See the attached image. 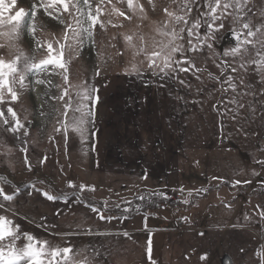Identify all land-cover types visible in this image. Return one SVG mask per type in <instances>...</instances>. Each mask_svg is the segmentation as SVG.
Wrapping results in <instances>:
<instances>
[{"label": "rangeland", "instance_id": "rangeland-1", "mask_svg": "<svg viewBox=\"0 0 264 264\" xmlns=\"http://www.w3.org/2000/svg\"><path fill=\"white\" fill-rule=\"evenodd\" d=\"M91 2L95 9L99 0ZM34 3L38 0H17V7L28 11ZM137 3L144 6L143 14L128 10L126 0L120 3L104 0L101 20L105 21L106 30L97 26L95 45L85 40L78 54L71 56V83L98 89L99 100L93 109L95 122L88 126L89 134L84 141L70 131L65 145L55 131L63 119L64 108L63 101L53 97L59 96L63 87H68L61 76L44 74L41 78L50 80L51 84H36L42 90L40 106L33 93L36 86L33 77H29L33 83L28 88L21 90L17 86L19 99L12 107L28 135L16 139L15 134L0 128V177L4 178L0 180V187L15 195L13 201L5 202V207L9 203L13 205L6 215L20 226L21 232L40 240L70 243L73 253L83 250V255L77 258L86 257L90 264H151L146 252L149 238L155 264H198L199 232L207 225L232 226L224 233L237 246L235 252L244 249L237 238H245L253 251L252 264H261L257 253L264 249V219L259 215L264 210V166L257 161H264V95H259L261 85L256 73L249 69L245 74L234 62L239 57L223 55L237 46L232 30L240 25L233 23L231 16L224 19V28L214 33L215 39H211L210 33L212 49L204 46L197 52L187 53L196 68L178 73L179 79L162 78L163 74L153 75L146 68L142 54L135 53L144 44L150 52L155 41L170 39L160 35L164 25L173 26L163 9L179 12V0L176 3L152 0L151 5L148 0H137ZM193 3L191 16L205 10L203 0L200 3L193 0ZM113 5L131 19L116 15L111 11ZM248 8L251 11L245 9V19H251L256 25L264 22L260 15L264 11V0H249ZM55 15H59V19L44 14L42 9L36 14V39L54 41L63 36L66 24L74 23L68 13ZM5 31L0 25V42L7 44ZM207 31L200 29L202 39ZM127 36L133 37L134 47L127 43ZM11 43L14 50L35 62L45 54L44 49L36 50L30 34ZM256 47L264 55V49ZM68 58L66 48L65 59ZM177 58H180L179 53ZM225 62L239 70L232 72L226 67L222 75L217 65L223 67ZM133 65L140 69L139 74L130 71ZM228 75L234 77L238 91L258 93L244 97L245 107L236 119L232 118L233 112L223 115L225 107L221 102H226L231 93H224L220 82ZM241 75H245V82H250L253 89L239 85ZM69 92L75 96L76 89L69 87ZM249 104L255 107L251 118ZM227 107L235 108V105ZM92 131L96 133L94 137L90 134ZM22 148H27L26 161ZM44 157L46 161L41 162ZM145 175L147 179H142ZM236 180L241 183L234 187ZM69 181L77 185L78 191L80 185L94 186L96 191L85 190L80 194L81 200L97 206L108 201L109 209L113 203L124 207L125 200L141 195L147 198L152 193L167 194L171 189L182 190L185 197L175 209L171 208L174 205L158 211L148 208L134 218L124 213L126 219L107 222L95 218L85 203L74 199L67 203L48 201L41 195L48 192L57 196L58 191L61 192L59 187H68ZM65 191L68 190L65 188ZM118 212L113 210L112 214ZM155 213L157 218L154 219ZM108 214L106 211L105 215ZM178 219L183 221V231H177ZM86 227L92 229V234L83 233ZM68 232L79 234L55 235ZM23 242L22 239L19 243ZM226 248L223 241L219 252ZM205 253L214 254L210 241ZM212 262L220 264L215 257Z\"/></svg>", "mask_w": 264, "mask_h": 264}, {"label": "snow or ice", "instance_id": "snow-or-ice-1", "mask_svg": "<svg viewBox=\"0 0 264 264\" xmlns=\"http://www.w3.org/2000/svg\"><path fill=\"white\" fill-rule=\"evenodd\" d=\"M117 2H124V0H117ZM176 2L177 0H173V3ZM196 2L200 3V0H196ZM103 3L104 0H99L95 9H93L91 0H82V4L81 0H38V3H34L26 11L23 7H17V0H10V3L0 0V25L6 29L5 35L9 40L7 44L0 42V128H3L5 132L15 134L16 139H22V136L28 135V130L12 107V104L19 99L17 86L21 90L28 88L33 83L32 80H29V77L34 78L35 84L50 85V80H45L41 77L44 74L48 76L59 75L62 77L63 84L68 87H63L61 94L53 97V99L63 101L64 108L61 113L63 119L59 121L60 126L55 131L61 135L65 145H67L70 131L77 134L81 141H84L89 134L88 126L94 125L95 122L93 109L99 100L98 89L85 87L84 85H73L69 77V64L71 56L78 54L85 40L95 45L94 35L97 26L101 30H106V23L101 20ZM109 3H111V0H109ZM148 3L151 5L152 0H148ZM248 3L249 0H203L202 7L205 10L200 11L197 16H191L194 7L193 0H179V12L169 11L167 7L163 9L170 18L169 23L173 26L169 28L167 24L164 25L160 30V35L170 37V39L167 41H155L150 52L147 50L146 44H144L135 54H142L145 57V66L153 75L163 74L162 78L171 79L176 77L179 79L178 73H188L190 69L196 68L191 58L187 57V53L197 52L204 46L212 49L213 45L209 42L210 33L212 34L211 39H215L214 33L224 28V19L231 16L232 22L240 25L239 28L232 30L237 46L232 48L230 52H224L223 55L232 56L233 58L239 57V60H234V62L239 64V69H244L245 74L248 73L249 69L256 73L260 78L259 83L261 85L259 95H264V55L256 47L259 45L261 49H264V22L256 25L251 19H245L247 16L245 9L251 11L248 8ZM126 6L133 13L138 10L143 14L145 11L144 6L138 4L137 0H126ZM70 7L72 11H70ZM41 9L44 14L53 17V19H59V15L55 14L68 13L74 23L66 24L63 36L54 41L36 39L37 28L34 21L37 12ZM229 9L233 11L229 12ZM111 11L125 19H131V16L126 15V12L121 11L116 5H113ZM5 13H8V15L5 16ZM260 15L264 17V11ZM218 21L219 23H217ZM61 23H64V21L61 20ZM107 23H111V21H107ZM176 25H179V27L177 28ZM202 28L208 30L203 39L200 35V29ZM186 29L187 33L185 35ZM24 34L31 35L32 42L37 46V51L40 49L45 50V54L38 62H35L28 55L14 50V45L11 41L19 40ZM125 39L129 46L134 47L132 45L133 37L127 36ZM141 40L143 41V37H141ZM177 41H184V43H177ZM249 45L251 46L250 48L248 47ZM66 48L69 52L68 59H65ZM178 53L180 58H177ZM246 56H251L252 58L245 59ZM253 65H255L254 68L252 67ZM217 67L221 69L222 75L226 67H230L232 72L239 70L227 62H225L223 67L221 65H217ZM130 71L137 74L140 73V69L136 65H133ZM96 75H99V73L97 72ZM217 79L219 80V78ZM179 82L184 84L183 79H180ZM239 85L243 89H253V85L250 82H245V75L239 77ZM69 87L76 89L75 96L69 92ZM220 88L224 93H231L230 98L226 102L222 101L221 103L225 107L223 115L233 112L235 113L232 116L233 119H236L240 110L245 107L243 103L244 97L258 94L255 91H238V85L234 82V77L231 75L224 77L223 81L220 82ZM229 104L235 105V108H228L227 105ZM248 109L249 118H251V114L255 112V107L253 104H249ZM69 111L72 113L71 116H69ZM77 113L79 115H76ZM90 134L93 137L96 135L95 131ZM21 151L25 153L26 161L27 148H22ZM46 159L44 157L41 162L46 161ZM257 163L264 166V161H257ZM29 170H31L30 165ZM141 178L147 179V176L145 175ZM214 179L218 178L214 177ZM0 180H4V178L0 177ZM240 183L241 181L236 180L233 186L235 187ZM244 183H250V181H244ZM68 187L77 188V185L69 181ZM85 190L96 191L94 186L80 185L79 191L74 193L76 200L80 203H85L91 213L95 214V218L100 221L111 222L114 219H126L127 217L123 215L124 213H129L133 210L136 212L140 211L139 207L133 209L131 207L132 202L127 200L124 202L127 207H122L119 203H113L111 209H109L108 201H104L102 206L87 203L80 198V194ZM41 195L48 201L59 199L63 203L68 202L67 193L54 196L48 192H42ZM155 195L164 199L167 198L166 193L159 192L155 193ZM14 199V194H8L3 187H0V209H3V212H0V264H90L86 257L83 259L77 258L83 255V250L77 249L73 253V246L70 243L47 239L40 240L30 233L21 232L20 226L14 224L13 220L6 215L7 212L11 211L13 205L9 203L5 207V202H11ZM138 199L143 200L144 196L141 195ZM113 210H119L118 214L113 215ZM106 211L109 213L108 215H105ZM259 215L261 219H264V210H261ZM77 228L79 229L80 225H77ZM83 233L90 235L92 234V229L90 227L83 228ZM77 234L79 232L56 233L55 235L69 236ZM124 235L127 236V233ZM22 239L24 242L19 243ZM146 252L148 260L151 264H155L152 259L150 238L147 242ZM98 254L95 253V255ZM257 255L261 258V264H264V249L258 251Z\"/></svg>", "mask_w": 264, "mask_h": 264}, {"label": "crops", "instance_id": "crops-1", "mask_svg": "<svg viewBox=\"0 0 264 264\" xmlns=\"http://www.w3.org/2000/svg\"><path fill=\"white\" fill-rule=\"evenodd\" d=\"M134 218V217H132ZM264 227V226H263ZM213 229V230H210ZM232 226H206L203 232H199L198 239V264H212V260L218 259L220 264H252L253 251L247 244V240L242 238L240 235H237L241 238H237V241L242 245L240 246L243 249L241 252H235L237 246H234V243L228 238L227 233H224L228 230H231ZM215 230V231H214ZM209 232H213V235H209ZM140 233V232H139ZM142 233V232H141ZM208 236V237H207ZM213 244L214 254L206 255L205 248L207 243ZM223 241L227 244L228 248L220 250V244H223ZM236 238H234V242ZM213 255V256H212ZM206 257V258H203ZM210 257V258H209Z\"/></svg>", "mask_w": 264, "mask_h": 264}, {"label": "trees", "instance_id": "trees-1", "mask_svg": "<svg viewBox=\"0 0 264 264\" xmlns=\"http://www.w3.org/2000/svg\"><path fill=\"white\" fill-rule=\"evenodd\" d=\"M166 199L162 198L161 196L155 195V193H152L149 197L144 198L143 200L138 199V197L133 198L130 200L132 202L131 207L135 209L136 207L140 208V211H144L148 208L158 211L161 207V205L165 202ZM124 207H127V205L124 203ZM139 211V212H140ZM139 212H136L135 210L128 213L129 217H135V215Z\"/></svg>", "mask_w": 264, "mask_h": 264}, {"label": "built area", "instance_id": "built-area-1", "mask_svg": "<svg viewBox=\"0 0 264 264\" xmlns=\"http://www.w3.org/2000/svg\"><path fill=\"white\" fill-rule=\"evenodd\" d=\"M39 12H37V14H39ZM36 85V84H34ZM185 197V194L181 191H178V190H169L168 193H167V198L165 200V202L161 205V209H167L170 207V205H174V207H171L173 209L177 208L178 207V204L180 202L183 201ZM153 218H157V214H154L153 215ZM176 224H177V231H183L184 228L182 227L183 225V221L181 219H178L176 220Z\"/></svg>", "mask_w": 264, "mask_h": 264}, {"label": "flooded vegetation", "instance_id": "flooded-vegetation-1", "mask_svg": "<svg viewBox=\"0 0 264 264\" xmlns=\"http://www.w3.org/2000/svg\"><path fill=\"white\" fill-rule=\"evenodd\" d=\"M21 188H25V187H21ZM26 188H27V189H31L32 187H26ZM59 188H60L61 192L58 191L57 196H59V195H63V194H65V193H67V194H68V200H71V199L76 200V196L74 195V193H75V192H78L77 189H75V188H69V187H59ZM65 188H66V190H68V191H67V192L65 191V193H64ZM56 191H57V188H56ZM57 200H59V199H57Z\"/></svg>", "mask_w": 264, "mask_h": 264}, {"label": "bare ground", "instance_id": "bare-ground-1", "mask_svg": "<svg viewBox=\"0 0 264 264\" xmlns=\"http://www.w3.org/2000/svg\"><path fill=\"white\" fill-rule=\"evenodd\" d=\"M34 95H35V97H36V99H37V104L40 106V105H42V103H43V101H42V90H41V88H40V86L39 85H36L35 87H34Z\"/></svg>", "mask_w": 264, "mask_h": 264}]
</instances>
